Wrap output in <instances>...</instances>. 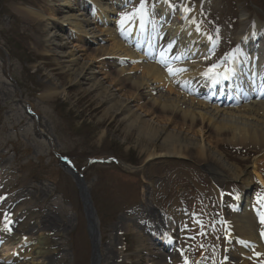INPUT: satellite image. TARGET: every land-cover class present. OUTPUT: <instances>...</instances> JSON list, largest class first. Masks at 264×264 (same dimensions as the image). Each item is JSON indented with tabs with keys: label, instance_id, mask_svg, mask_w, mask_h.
I'll return each mask as SVG.
<instances>
[{
	"label": "rangeland",
	"instance_id": "obj_1",
	"mask_svg": "<svg viewBox=\"0 0 264 264\" xmlns=\"http://www.w3.org/2000/svg\"><path fill=\"white\" fill-rule=\"evenodd\" d=\"M47 1L0 0V224L5 222L9 233L27 235L28 243L41 234L40 238L46 241L41 254L32 252L21 257L23 247H16L11 257L5 255L0 243V264H90L91 242L85 214L75 184L60 165L59 158L70 162L83 176L99 224V264H173L171 259L177 253L179 264H185L188 259L190 264L243 262L230 248L234 239L225 240L219 234L224 223L228 232L237 236L232 231L236 209L230 204V192L238 191L239 183L220 179L213 189L208 185L211 206L204 210L203 216L216 231L210 234L203 217L199 216L185 222H189L191 237L181 239L182 224L163 207L168 188L164 182L152 178L151 167L158 162L184 163L192 166L206 182L213 178L211 171L203 161L192 163L177 158H156L144 165L143 152L135 140L136 130L129 129L118 114L105 117L107 105L97 100L86 82L81 86L68 84L70 74L55 42L51 40L49 46L43 44L49 28L43 30L42 22L35 20V15L44 13L49 25L63 24L64 16L70 15L61 2ZM120 1L117 11L127 13L135 12L141 4V0ZM155 1L144 0L147 15L154 11ZM168 4L177 10L183 5L189 10L199 8L203 29L212 35L213 51H216L209 66L221 61L237 45L242 30L254 20L264 22V0H168ZM46 6L52 7L54 12L46 10ZM87 12L88 9L85 10L88 15ZM244 13L247 17L242 21ZM117 18L118 15L113 16L114 20ZM128 25L132 24L128 22ZM95 26L97 29L105 27L100 23ZM118 26L117 31H120L123 26L121 23ZM128 28L116 33L115 41L130 44ZM75 35L70 25L64 23L59 33L61 42L57 41L64 44L62 51L73 52L81 65L91 62L89 55L97 49L96 43L76 39ZM101 44L114 45V40ZM98 60L91 62L97 80L118 100L127 103L131 111L153 122L158 111L151 116L139 108L151 109L146 90L140 91L141 101L137 104L130 97L133 92L129 86L118 93L120 87L114 84L120 68L132 63L120 65L109 59ZM105 77L114 79L113 83L104 81ZM47 84L58 87L55 98H43ZM165 90L161 87V91ZM165 128L170 131V127ZM185 134L191 135L190 132ZM207 136L205 134L204 138ZM210 140L207 138L205 143L209 148H216L248 177L251 183L248 206H256L259 217H264V199H260L264 197V147L214 146L208 142ZM125 166L134 170L129 171ZM13 213H17L16 219ZM10 216L16 221L8 224ZM257 225V231L262 232V225ZM138 233L151 235L147 243L150 253L137 251ZM164 234H170V246H158ZM200 234L201 241L193 244L192 238ZM182 246L184 254L189 256L187 259H184Z\"/></svg>",
	"mask_w": 264,
	"mask_h": 264
},
{
	"label": "bare ground",
	"instance_id": "obj_2",
	"mask_svg": "<svg viewBox=\"0 0 264 264\" xmlns=\"http://www.w3.org/2000/svg\"><path fill=\"white\" fill-rule=\"evenodd\" d=\"M51 1L61 2L63 9L70 13L69 16H64L63 24L70 25L71 31L76 33V39L96 43L97 49L92 50L89 55L91 62L109 59L113 63L119 62L120 65L132 63L120 68L116 81L108 77H105L104 81L109 80L108 83L114 81L116 86L119 85L118 93L123 92L125 86H129L133 92L130 93V97L137 104L141 101L140 91L146 90L150 98L149 102H152L151 109L147 111L143 106L139 108L151 116L158 111L153 117V122L145 121L141 115L131 111L127 103L118 100L109 88L97 80L91 62L81 65L73 52L62 51L64 44L57 41L61 42L59 33L63 30V24L49 25L45 22L48 19L45 20L44 13L35 17L33 15L35 20L42 22L43 30L49 28V32H52V35L48 32L43 44L49 46L51 40L52 43L55 42L56 48L60 51V58L64 60L63 63L66 64V70L70 74L68 84L81 86L86 82L89 89L95 93L97 100L107 105L105 117L113 113L118 114L127 122L129 129L136 130L135 140L140 151L143 152L144 165L156 158H177L192 163L203 161L211 171L213 178L206 182L192 166L184 163L158 162L151 167L152 178L164 182L168 188L163 207L182 224L183 235L180 238L191 237L187 227L189 222L187 224L185 222L199 216L203 217L209 233H214L216 229L203 216L206 214L204 210L211 206L207 186L213 189L214 183L220 179L237 181L240 188L238 191L230 192L232 197L230 204L236 209L232 220V231L237 236L223 231L228 228L224 223H221L219 234L222 239H234L236 244L233 243L230 248L235 256L242 259L243 262L240 264H247L246 260L264 264V230L257 231V223H262L256 221L257 217L253 211L258 209L256 206H248L247 202V190L251 183L248 177L243 175L242 170L229 163L216 148L211 149L205 144L206 139L211 138L212 140L208 142L213 143L214 146L226 144L248 149L264 147V76L261 74L264 70V22L259 23L254 20L244 35L242 30L237 47L224 57V64L219 71L223 73L226 68L234 69V72L227 73L229 78L225 80L221 76L211 79L205 77L203 73L216 54L211 50L212 40L208 39L209 34L203 30L202 25L198 24L200 31L196 30L195 22L199 8L187 15L188 8L185 5L184 10L176 14L178 22L173 21L169 24L172 13L170 7L173 5L163 4L161 0H157L156 8L162 18L157 19L155 24L161 28L162 39L159 40L158 46L156 45L158 49L155 50L154 42L146 37L145 19H141V16L137 17L135 22H129L132 23L131 47L115 41L117 39L115 34L128 26L126 23L120 31H117L118 24L121 23L120 18L127 13V11H117L118 0H48L47 3ZM47 6L46 10L54 12L52 7ZM87 9L90 15L85 13ZM25 12L32 15L29 11ZM114 15H118L117 20L113 19ZM245 17L247 16L244 13L241 20L245 21ZM97 23L105 26L104 29H97L95 26ZM112 40L114 45L105 47L101 44ZM171 48H174L173 53H170ZM198 48L201 49L196 52ZM154 52L157 53L156 56H153ZM255 56L259 57V61L255 62ZM185 60L191 61L184 62ZM169 67L181 71L169 74ZM45 86L43 98L52 99L58 95L57 86L52 84ZM161 87L166 90L161 91ZM165 127H170V131ZM184 132H190L191 135L188 136ZM205 134L208 135L206 138H204ZM125 167L132 171L131 167ZM195 199L198 201L195 202ZM11 215L14 219L17 218V213ZM9 218L8 224L12 221L11 216ZM14 219L12 222L16 221ZM95 221L98 228L97 220ZM7 226L5 222L0 224V243H3L6 256L13 255L12 252L18 246L23 247L24 250L19 253L20 257L29 256L32 252L36 254L44 252L46 241L45 238H40L42 234L38 235L35 241L28 243L30 238L27 235L9 233ZM149 237L151 238L149 234H137L135 243L139 253H150L147 247ZM200 238H202L201 234L196 235L195 239L192 238V243L197 244L201 241ZM171 241L170 234H164L160 237L158 246L168 245ZM182 247L184 259L189 258L184 254L185 247ZM171 260L173 264H179L178 253ZM186 262L190 264L191 261L188 259Z\"/></svg>",
	"mask_w": 264,
	"mask_h": 264
},
{
	"label": "water",
	"instance_id": "obj_3",
	"mask_svg": "<svg viewBox=\"0 0 264 264\" xmlns=\"http://www.w3.org/2000/svg\"><path fill=\"white\" fill-rule=\"evenodd\" d=\"M62 166L65 172L68 173L73 179V182L78 192L79 200L82 204V208L85 214V219L87 222V233L91 242L90 264H98L99 233L95 221L96 215L95 211H93L94 209L92 208L90 196L88 194L87 188L81 175L76 173L69 163H62Z\"/></svg>",
	"mask_w": 264,
	"mask_h": 264
},
{
	"label": "snow or ice",
	"instance_id": "obj_4",
	"mask_svg": "<svg viewBox=\"0 0 264 264\" xmlns=\"http://www.w3.org/2000/svg\"><path fill=\"white\" fill-rule=\"evenodd\" d=\"M137 14H139L141 16V19H143L147 15L144 0H141V4H140L139 8L136 9L135 12L125 13L124 15H122L121 21H120L121 25L123 26L124 24L130 22L133 19V17ZM196 30L200 31L199 27H197ZM208 39L212 40V37L209 36ZM221 67L222 66L219 63H214L203 73V75L205 77H208L211 79H215L216 77L222 76L223 79L227 80L229 78L227 73L228 72H234V69L226 68L224 70V72L222 73L221 71H219V69ZM168 71H169V74H175V72L181 71V70L180 69H172L171 67H169ZM216 82H218V81H216ZM260 199H264V197H262ZM262 222H264V217H262ZM186 264H187V262H186Z\"/></svg>",
	"mask_w": 264,
	"mask_h": 264
}]
</instances>
